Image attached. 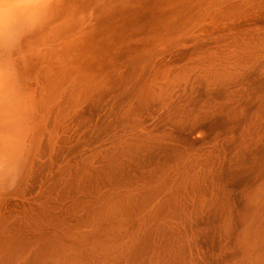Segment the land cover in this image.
I'll use <instances>...</instances> for the list:
<instances>
[{"label":"bare ground","instance_id":"bare-ground-1","mask_svg":"<svg viewBox=\"0 0 264 264\" xmlns=\"http://www.w3.org/2000/svg\"><path fill=\"white\" fill-rule=\"evenodd\" d=\"M0 264H264V0H5Z\"/></svg>","mask_w":264,"mask_h":264},{"label":"clouds","instance_id":"clouds-1","mask_svg":"<svg viewBox=\"0 0 264 264\" xmlns=\"http://www.w3.org/2000/svg\"><path fill=\"white\" fill-rule=\"evenodd\" d=\"M0 5L4 6L7 10H10L11 12H15L16 5L14 4H7L5 3V0H0Z\"/></svg>","mask_w":264,"mask_h":264}]
</instances>
